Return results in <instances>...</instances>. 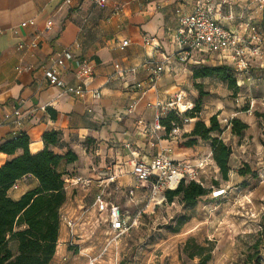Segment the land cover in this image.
<instances>
[{
	"label": "crops",
	"instance_id": "crops-1",
	"mask_svg": "<svg viewBox=\"0 0 264 264\" xmlns=\"http://www.w3.org/2000/svg\"><path fill=\"white\" fill-rule=\"evenodd\" d=\"M194 4L195 0H107L104 5H96L93 0H0V142L24 132L29 137V151L34 153L44 147V132L60 131L59 144L52 146V150L64 154L69 149L77 156L74 162L64 165L66 199L60 212L78 215L82 207L93 202L98 191L96 183L77 187L73 181L77 177L95 179L98 168H112L116 176L109 186L112 198L127 207L125 191L129 186L122 181L128 180L125 176L121 180L119 172L128 170L133 177V161L148 160L162 151L173 159L201 157L199 153L203 150L199 144L194 148L179 145L185 139L182 134L192 130L193 121L184 126L181 136H167L162 127L153 129L154 108L148 105L176 92L188 103L184 99L188 94L192 99L196 96L195 84L210 78H194V69L215 65L207 63L214 59L217 64H225L214 53L196 52L185 63L175 59L171 39L177 28L175 9L188 12ZM232 8L224 6L215 16L220 23L232 22L224 26L241 30L253 16L244 8L239 12ZM30 19L31 25L27 23ZM49 20L51 24L46 28ZM144 36L153 37L159 47L144 45ZM123 40L128 43L120 48ZM64 49H70L75 58L91 60L94 74L87 88L98 89V98L89 92L82 97L73 96L50 85L43 77L40 67ZM166 56L169 62L165 71L149 87L150 67ZM75 71L74 61H68L62 70L65 83L79 82ZM139 82L149 88L142 92L136 88ZM133 101L134 109L127 113L126 108ZM47 108L56 112L55 118ZM15 109L20 111V125L3 119L4 114L12 115ZM222 109L221 105L216 107V111ZM21 152L20 149L13 155L0 152V165ZM37 184L35 177L25 175L7 194L16 200ZM116 193L120 196H115ZM93 216L91 211L89 221ZM89 226L86 223L79 228L85 237L79 240L80 250L73 251L66 243L67 229L60 223L49 264H87L85 254L93 253L102 239L101 231L87 239ZM9 246L16 253V243L10 241Z\"/></svg>",
	"mask_w": 264,
	"mask_h": 264
},
{
	"label": "rangeland",
	"instance_id": "rangeland-1",
	"mask_svg": "<svg viewBox=\"0 0 264 264\" xmlns=\"http://www.w3.org/2000/svg\"><path fill=\"white\" fill-rule=\"evenodd\" d=\"M229 7L235 12L243 8L249 11L253 16L251 20L264 34V0L233 2ZM231 23L228 20L221 22L222 25ZM207 63L217 64L215 59ZM249 68L251 80L240 86L236 84L235 94L226 83L210 77L195 87L193 99L189 94L184 99L193 107L201 91V110L197 118L206 124L215 113L218 122L224 117H232L247 124L241 135H235L230 132V125L221 122V133L213 134L231 148V172L227 180L221 177L212 159L210 143L200 139L196 143L203 150L199 156L206 157L210 153L212 159L201 177L204 186L212 190L228 184L226 195L218 198L202 196L193 207H183L177 198L171 203L163 201L154 205L149 200V185L138 184L128 170L119 172L121 180L122 176L128 180L122 183L134 189L138 200L127 202L131 221L137 212L140 211V215L137 224L121 238L117 264H196V245L211 249L206 264H243V250L257 237L264 212V54L255 55ZM219 105L223 109L216 111ZM192 121L194 123L196 119Z\"/></svg>",
	"mask_w": 264,
	"mask_h": 264
},
{
	"label": "built area",
	"instance_id": "built-area-1",
	"mask_svg": "<svg viewBox=\"0 0 264 264\" xmlns=\"http://www.w3.org/2000/svg\"><path fill=\"white\" fill-rule=\"evenodd\" d=\"M93 1L96 5H104L107 0ZM235 1L195 0V4L188 12L176 8L177 28L171 39L175 46L174 57L178 62H187L196 52L217 54L219 61L232 68L236 77V84L240 86L245 82H249L252 78L249 73V67L253 57L258 53L264 54V47L262 46L264 44V34L260 27L251 20L245 21L241 30H233L218 21L215 15L224 6H229ZM66 2H69V0H66ZM115 8L117 9V7ZM27 23L31 25L33 20L30 19ZM50 24L51 21H47L46 28ZM127 43L128 40H123L120 48H123ZM143 44L149 45L153 49L159 47V44L150 36L143 37ZM31 45L35 46L36 42L32 41ZM18 46L22 47L21 44ZM72 60L76 65L75 76L79 81L74 85L65 83L62 78L63 68L68 61ZM168 62L169 57L166 56L161 63L150 67L151 73L147 79L149 87L153 86L165 71ZM40 68L42 69L43 77L50 85L68 94L82 97L89 92L93 98L100 96L98 89L87 88V84L94 74L93 63L87 58H75L70 49H64ZM17 69L20 70L21 68L18 67ZM149 87L144 86L140 82L136 84V88L142 89V92ZM182 103L185 105L184 110L192 107V104L183 102V95L180 92L170 94L164 100L157 99L154 103H149L148 105H152L154 108L153 129L162 127L160 119L168 111L183 112L184 110L180 108ZM134 106L135 102L133 101L126 108V112L131 113ZM3 119L10 120L14 125H20L19 109H15L12 115L4 114ZM231 119L232 117H224L221 121L219 120V123L223 122V125L229 126ZM191 121L187 117H182L180 124L173 125L167 135L170 137L181 136L184 126ZM138 123H142V121L139 120ZM210 161H212L210 153L206 157L173 159L162 151L148 160L137 159L133 161L131 173L138 184L141 186L149 185V200L155 205L165 202V190L176 188L181 180H193L203 184L201 177ZM96 174L97 177L95 179L92 177H77L73 181L77 187H89L92 182L96 183L98 191L93 202L82 207L78 215L72 216L59 210V219L60 223H63L67 229V246L73 251L80 250L78 249L79 240L85 237L79 232L82 224L90 223L89 231L86 234L87 239L94 236L97 231H101L102 239L94 252L85 254L87 264H117V248L120 245L121 238L130 231L132 226L137 224L140 211L137 212L131 221L126 207H122L113 200L109 186L116 176L111 167L98 168ZM227 190L228 184L210 190L206 197H224ZM125 196L128 201H134V189L130 187L126 189ZM91 211H94V216L89 221Z\"/></svg>",
	"mask_w": 264,
	"mask_h": 264
},
{
	"label": "trees",
	"instance_id": "trees-1",
	"mask_svg": "<svg viewBox=\"0 0 264 264\" xmlns=\"http://www.w3.org/2000/svg\"><path fill=\"white\" fill-rule=\"evenodd\" d=\"M192 75L194 78L215 77L226 83L234 94L238 90L233 70L226 64L200 65ZM198 86L195 84V87ZM202 95L199 91L198 98L189 109L184 110L185 106L180 105L184 110L181 113L168 111L160 119V124L167 135L173 125L180 124L182 117L196 119L192 130L182 134L186 140L179 145L194 148L198 139L209 142L212 159L221 177L227 180L231 148L217 136L222 131L217 113L209 117L208 124L197 118ZM47 110L55 118L56 112L51 108ZM229 125L230 132L235 135H241L247 128V124L238 118H232ZM42 141L44 147L34 153L29 151V137L24 132L0 142V152L13 155L18 149L22 151L0 165V264H49L55 253L60 225L59 210L66 199L64 185L67 173L64 165L74 162L77 156L69 149L64 154L52 150V146L59 144L60 131L44 132ZM25 175L35 177L37 186L25 191L18 199H12L7 194L8 189ZM209 192V188L199 182L181 180L176 188L166 189L164 194L169 203L177 198L183 207H193L200 197ZM10 241L16 243V253L11 250ZM196 248V264H206L211 257V249L200 245H196ZM263 261L264 212L257 237L243 250V264H262Z\"/></svg>",
	"mask_w": 264,
	"mask_h": 264
}]
</instances>
